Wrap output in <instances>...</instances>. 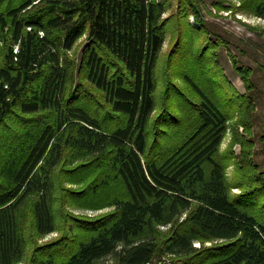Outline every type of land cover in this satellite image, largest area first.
<instances>
[{"label": "trees", "instance_id": "trees-1", "mask_svg": "<svg viewBox=\"0 0 264 264\" xmlns=\"http://www.w3.org/2000/svg\"><path fill=\"white\" fill-rule=\"evenodd\" d=\"M172 3L0 0V264H151L161 254L172 264H264L252 69L228 50L239 92L219 61L228 40L202 0ZM212 7L264 19V0ZM84 35L80 73L94 96L73 88L68 51Z\"/></svg>", "mask_w": 264, "mask_h": 264}, {"label": "rangeland", "instance_id": "rangeland-1", "mask_svg": "<svg viewBox=\"0 0 264 264\" xmlns=\"http://www.w3.org/2000/svg\"><path fill=\"white\" fill-rule=\"evenodd\" d=\"M214 0H202V12L205 18L209 22V26L215 32H218L223 38L228 40V45L225 47L223 45L219 46V61L223 69V73L230 81V83L241 93L247 91L246 86L241 79L240 75L234 69L231 57L228 50L236 56L240 64L249 66L252 69V82L253 88L250 93L255 96V112L253 114V160L260 166L264 165V154H263V144L260 140V136L264 134V19L256 16H251L248 14H242L240 12L235 13V15L226 10L216 12V9L212 7V2ZM172 10L176 8V0H172ZM212 10V14L209 11ZM168 10L164 16L169 14ZM189 20L194 23L192 17ZM86 39L85 35L82 36L69 50V55L75 60V77L73 88H78L82 92V87L87 89L93 96L96 95L91 84L85 79L84 74L81 75L80 64H81V54L82 49L85 45ZM171 43L168 39L163 45L162 53H166L170 47ZM175 81L182 84V79L176 77ZM82 87H81V85ZM83 93V92H82ZM85 94V93H84ZM84 96L86 101L95 104V100L89 99L88 95ZM96 99L101 98L102 94L98 91ZM83 98V99H84ZM97 106V102H96ZM102 108V107H99ZM99 109L103 114L108 111V108ZM98 110V109H96ZM231 121L229 122V126ZM242 131L243 128L241 127ZM231 141V132L228 128L226 135L221 144V151H225ZM234 154L240 152V145L235 144L232 147ZM235 169L234 166L229 162L227 166V176L232 182L235 179ZM238 188L233 187L232 192H237ZM69 208V207H68ZM72 212L76 214H86V215H96L109 210L108 207L101 209H90L85 207H75L69 208ZM72 226V225H71ZM162 230L166 229V226H160ZM60 231L54 230L51 233L40 236L38 238V244H44L55 240L60 236ZM213 242L207 241L205 245H211ZM196 246L200 247L202 244L199 241H195ZM30 250V248H29ZM29 253V251H28ZM172 257L170 254H161L156 257L151 264H172ZM23 264V263H22ZM99 264H117L112 256H106L99 261Z\"/></svg>", "mask_w": 264, "mask_h": 264}]
</instances>
